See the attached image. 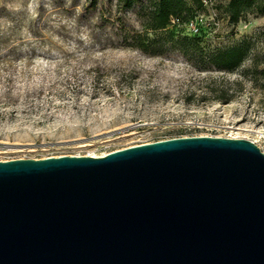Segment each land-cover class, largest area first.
<instances>
[{
	"label": "rangeland",
	"instance_id": "1",
	"mask_svg": "<svg viewBox=\"0 0 264 264\" xmlns=\"http://www.w3.org/2000/svg\"><path fill=\"white\" fill-rule=\"evenodd\" d=\"M93 1L34 0L29 18L33 0H0V161L97 157L199 135L243 138L264 153L260 90L244 81L228 104L201 98L205 77L241 79L252 55L264 52V15L249 12L232 23L223 11L228 0H204L200 9L187 0L192 18L176 27L178 36L195 39L204 54L243 41L251 47L238 69L204 71L197 51L149 55L122 46L116 19L126 32L141 31L140 20L134 11L118 12L115 0ZM196 18L200 34L192 36Z\"/></svg>",
	"mask_w": 264,
	"mask_h": 264
},
{
	"label": "water",
	"instance_id": "2",
	"mask_svg": "<svg viewBox=\"0 0 264 264\" xmlns=\"http://www.w3.org/2000/svg\"><path fill=\"white\" fill-rule=\"evenodd\" d=\"M0 264H264V153L199 135L0 161Z\"/></svg>",
	"mask_w": 264,
	"mask_h": 264
},
{
	"label": "trees",
	"instance_id": "3",
	"mask_svg": "<svg viewBox=\"0 0 264 264\" xmlns=\"http://www.w3.org/2000/svg\"><path fill=\"white\" fill-rule=\"evenodd\" d=\"M203 1L192 0V3L196 9H200ZM95 4L96 0L91 3L92 6ZM115 6L121 14L129 10L134 11L140 20L141 31L126 32L123 22L116 19L120 23V29L119 34L116 33L115 36L122 46L132 47L149 55H162L166 48L174 47L184 56L197 51L195 63L204 71L232 72L250 57L251 47L246 41L224 50L204 54L195 39L178 36L175 33L176 27L187 25L192 18L193 9L187 4V0H115ZM223 11L230 22L236 23L249 12L264 15V0H228L223 6ZM173 19H177L178 23L172 24ZM240 76L241 79L234 81L211 75L205 77V93L201 98L228 104L245 90L244 81H249L252 87L264 95V52L254 53L251 64L242 70Z\"/></svg>",
	"mask_w": 264,
	"mask_h": 264
},
{
	"label": "clouds",
	"instance_id": "4",
	"mask_svg": "<svg viewBox=\"0 0 264 264\" xmlns=\"http://www.w3.org/2000/svg\"><path fill=\"white\" fill-rule=\"evenodd\" d=\"M28 9H29V11L27 12V16L29 18H34L36 15L35 8H34V0H33V3H30L28 5ZM9 10L12 12H20L22 9H21V7L10 5ZM25 22L27 23V20Z\"/></svg>",
	"mask_w": 264,
	"mask_h": 264
},
{
	"label": "built area",
	"instance_id": "5",
	"mask_svg": "<svg viewBox=\"0 0 264 264\" xmlns=\"http://www.w3.org/2000/svg\"><path fill=\"white\" fill-rule=\"evenodd\" d=\"M199 20H201V19L196 18V21H197V22H196L195 24H193L192 22L189 23V25H190L189 30H190L193 34H198V32H199ZM171 23H172V24H177V23H178V20H177V19H173V20L171 21Z\"/></svg>",
	"mask_w": 264,
	"mask_h": 264
},
{
	"label": "bare ground",
	"instance_id": "6",
	"mask_svg": "<svg viewBox=\"0 0 264 264\" xmlns=\"http://www.w3.org/2000/svg\"><path fill=\"white\" fill-rule=\"evenodd\" d=\"M259 134V133H258ZM261 137H263L264 138V135H262ZM10 148H12V147H9V149ZM7 149V148H6ZM88 156H93V157H95L94 155H88Z\"/></svg>",
	"mask_w": 264,
	"mask_h": 264
}]
</instances>
